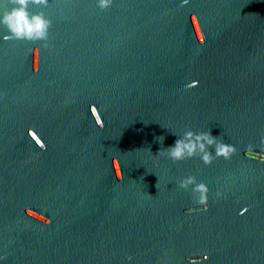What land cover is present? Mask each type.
<instances>
[{"label": "water", "instance_id": "obj_1", "mask_svg": "<svg viewBox=\"0 0 264 264\" xmlns=\"http://www.w3.org/2000/svg\"><path fill=\"white\" fill-rule=\"evenodd\" d=\"M28 10L46 40L0 24V264H264V0ZM188 130L235 151L158 153Z\"/></svg>", "mask_w": 264, "mask_h": 264}, {"label": "clouds", "instance_id": "obj_2", "mask_svg": "<svg viewBox=\"0 0 264 264\" xmlns=\"http://www.w3.org/2000/svg\"><path fill=\"white\" fill-rule=\"evenodd\" d=\"M11 7L6 8L4 14L0 16V24H3L8 33L16 39L46 40L50 21L44 18L42 12L31 13L28 10L29 4L47 5V0H9ZM111 0H98L101 9L107 8ZM161 144L164 137L156 138ZM209 149H214V156ZM235 149L222 142L219 138L213 137L209 131L193 132L186 131L183 136L177 138L173 145L162 148L158 153L166 155L173 162L198 156L201 161L208 165L214 157L229 159ZM192 185L193 191L201 193V203L204 202V193L207 188L204 184H196L194 177L181 179L178 187L187 190Z\"/></svg>", "mask_w": 264, "mask_h": 264}]
</instances>
